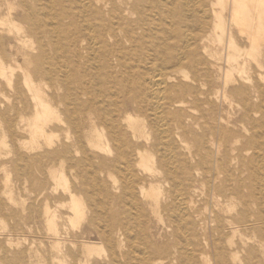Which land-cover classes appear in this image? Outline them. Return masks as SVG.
I'll list each match as a JSON object with an SVG mask.
<instances>
[{
	"label": "bare ground",
	"instance_id": "6f19581e",
	"mask_svg": "<svg viewBox=\"0 0 264 264\" xmlns=\"http://www.w3.org/2000/svg\"><path fill=\"white\" fill-rule=\"evenodd\" d=\"M261 112L264 0H0L14 171L70 209H44L49 257L9 239L0 264H264Z\"/></svg>",
	"mask_w": 264,
	"mask_h": 264
},
{
	"label": "rangeland",
	"instance_id": "374dc122",
	"mask_svg": "<svg viewBox=\"0 0 264 264\" xmlns=\"http://www.w3.org/2000/svg\"><path fill=\"white\" fill-rule=\"evenodd\" d=\"M13 45H15L14 52L16 56L18 51L17 48L19 46L15 43H13ZM10 47V43L5 45L7 52L10 51ZM7 94H9L8 89ZM251 114L253 115V113ZM255 117L262 120L261 129L257 131L258 133H261V166H264V112L255 115ZM237 123L238 124L236 127L233 126L231 128H235L244 134L246 138L251 137L255 132H257L247 123V131H244V129H242L243 126L241 123ZM0 129L2 131L4 130L7 134L6 139L8 142V151H10L7 156V160H9L7 166L11 173L9 179L7 178L10 183V189L8 190L7 194L2 195L6 204V218H0V242L3 244V246L10 248V245L7 244L6 241L9 239L17 240V238H19V240L23 242V245H33V251H40V254L35 257L36 259H43L44 256L49 257L52 251L48 253V250H46V248L40 243L41 241L46 243L48 242L45 236L46 224L43 218L44 209L46 206H49L51 210L59 209V212L63 213V216L65 217L70 213V209H68L69 199L66 195L62 196V185L57 186L56 188V185H54L47 168L40 173V179L42 180L41 184L33 185L28 180H18L17 173L14 171L13 161L16 160V152L24 151L19 145V140L14 138L8 132L5 123L0 122ZM58 135H60V138L64 137L63 132H60ZM25 136L28 138L27 135ZM258 151L259 148L254 147L253 149H250L248 155L256 156ZM55 163L58 164L60 162L59 160H56ZM64 166L68 176V183L71 187H73L78 181L74 180L73 174L67 167L68 164L65 163ZM56 168H58V166H56ZM0 175L2 176V179L5 180L4 174L1 173ZM10 194L12 195L13 200H9L8 195ZM81 195V197L84 199V195ZM47 264H51L50 259Z\"/></svg>",
	"mask_w": 264,
	"mask_h": 264
}]
</instances>
